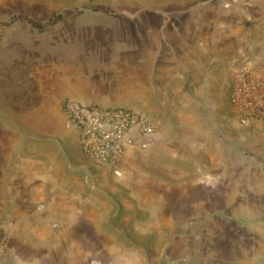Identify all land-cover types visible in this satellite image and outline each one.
Segmentation results:
<instances>
[{"label":"rangeland","instance_id":"1","mask_svg":"<svg viewBox=\"0 0 264 264\" xmlns=\"http://www.w3.org/2000/svg\"><path fill=\"white\" fill-rule=\"evenodd\" d=\"M36 3L0 0V229L26 159L81 201L76 226L56 207L43 239L19 231L29 263L264 264V123L229 103L236 67L264 72V0ZM160 29L181 30L171 55L148 49ZM68 96L144 112L157 137L116 178L79 157Z\"/></svg>","mask_w":264,"mask_h":264},{"label":"built area","instance_id":"2","mask_svg":"<svg viewBox=\"0 0 264 264\" xmlns=\"http://www.w3.org/2000/svg\"><path fill=\"white\" fill-rule=\"evenodd\" d=\"M229 103L242 126L264 123V75L247 67H236L231 75ZM62 111L76 132L80 149L94 162L109 166L122 176L120 160L130 148H145L157 137L153 120L144 112L126 106H103L68 96ZM7 244L0 229V249Z\"/></svg>","mask_w":264,"mask_h":264},{"label":"crops","instance_id":"3","mask_svg":"<svg viewBox=\"0 0 264 264\" xmlns=\"http://www.w3.org/2000/svg\"><path fill=\"white\" fill-rule=\"evenodd\" d=\"M115 1L117 0H36L40 5L43 4L45 8L48 7L53 10H66L69 12L81 9L83 6H101L104 3L110 5ZM180 32V29H175L171 33L161 31L160 29L157 32L158 40L156 42H150L148 49L150 47L153 50V54L165 53L167 56L171 55L174 49L182 42ZM259 71L264 73L262 70ZM151 144L145 148H130L127 150L126 155L142 152V150L150 147ZM79 148L77 147L79 157L84 161L90 162ZM91 163L93 162L91 161ZM52 164L53 162H50V165H44L41 160L26 159L25 165H22L21 171L15 177V187L12 192V206L8 211L9 217L4 227L7 244L0 249V264H30L29 260H27L28 252L24 253V250L21 251V247L28 250V248H31L32 243L26 242L25 237H21L19 231L27 229L36 230L38 231L36 236L43 239L45 237V229L49 222L48 215L56 207L71 211V224H75L76 226L79 219V216H76V211H78V207L80 206L81 197L71 193L63 197L55 189L54 184L50 183L54 171ZM55 172L61 174V170L58 167H56ZM64 198L66 199L64 200ZM40 231L41 233H39Z\"/></svg>","mask_w":264,"mask_h":264},{"label":"trees","instance_id":"4","mask_svg":"<svg viewBox=\"0 0 264 264\" xmlns=\"http://www.w3.org/2000/svg\"><path fill=\"white\" fill-rule=\"evenodd\" d=\"M59 19H60V15H57V16H55V17L53 18L52 21L56 22V21L59 20ZM30 22H31L33 25H36V26H39V25H40L39 22L34 21V20H32V19H30Z\"/></svg>","mask_w":264,"mask_h":264}]
</instances>
